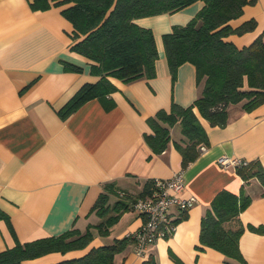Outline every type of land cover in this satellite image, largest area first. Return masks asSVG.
Masks as SVG:
<instances>
[{
    "label": "crops",
    "instance_id": "0c3cea01",
    "mask_svg": "<svg viewBox=\"0 0 264 264\" xmlns=\"http://www.w3.org/2000/svg\"><path fill=\"white\" fill-rule=\"evenodd\" d=\"M33 1L0 0V210L8 216L0 219V251L17 241L58 235L73 226L85 231L89 224H98L102 218L91 209L107 182L137 194L147 181L170 178L182 169L186 186L181 193L194 196L195 204L186 211L170 209L175 231L150 244L145 256L130 243L114 264H141L150 254L159 264H240L200 242L202 218L223 189L251 196L240 214L245 225L240 249L247 264H264V233L247 227L264 226V185L256 177L245 181L236 167L219 163L229 157L258 160L264 167V103L250 112L242 103L230 105L224 126L211 125L195 109L209 145L185 168L175 145L184 143L179 124L171 127V141L161 153L145 140L153 132L148 120L158 110H169L173 101L188 106L202 93L204 80L197 82L192 63L182 64L173 81L162 37L174 25L193 18L204 2L135 19L155 34L159 50L155 76L130 82L112 78L116 91L92 98L62 118L59 110L99 76L91 73L90 59L71 49L73 26L62 14L64 5L35 10ZM251 19L256 21L254 30L227 39L244 47L264 32V0L247 4L231 24L236 27ZM63 61L83 71L66 70ZM144 220L133 208L121 215L109 235L93 230L94 239L85 249L51 252L22 264L82 256L92 247L136 231Z\"/></svg>",
    "mask_w": 264,
    "mask_h": 264
},
{
    "label": "trees",
    "instance_id": "16d2710c",
    "mask_svg": "<svg viewBox=\"0 0 264 264\" xmlns=\"http://www.w3.org/2000/svg\"><path fill=\"white\" fill-rule=\"evenodd\" d=\"M197 0H34L32 8L46 10L53 5L63 6L62 14L71 22V49L92 61L91 73L99 76L96 82L85 83L59 110L68 117L88 100L106 96L118 87L112 78L130 82L141 77H154L159 50L153 30L139 25L135 19L175 12ZM204 6L185 24H176L163 34V44L173 81L179 67L192 63L197 82L204 80L202 93L190 105L177 102L171 108L160 109L149 118L153 132L145 140L156 153L167 149L171 141V127L181 126L184 143L175 142L185 168L209 145L206 129L199 115L213 126H224L229 121V106L242 103V108L253 111L264 103V32L247 46L238 47L227 39L232 34L242 35L254 30V19L233 26L231 20L243 14L247 4L255 0H202ZM66 70L81 72L77 64L63 61ZM197 109L199 115L195 111ZM237 173L248 181L256 177L264 185V167L250 161L236 167ZM155 189V181L145 183L140 193H130L107 182L91 212L102 220L89 224L85 231L73 226L58 234L27 242L17 241L13 247L0 251V264H22L51 252L66 253L85 249L94 239V231L107 236L121 215L134 208V203ZM153 194V193H152ZM114 199V200H112ZM251 196L223 189L211 202L202 218L200 242L224 253L228 261L247 264L240 249V237L245 230L240 214L251 203ZM0 219L8 220L0 210ZM250 230L264 233V226L249 224ZM134 243L131 234L116 238L111 243L92 247L82 256L51 264H114L117 254ZM141 264H159L150 254Z\"/></svg>",
    "mask_w": 264,
    "mask_h": 264
},
{
    "label": "built area",
    "instance_id": "2783aa9c",
    "mask_svg": "<svg viewBox=\"0 0 264 264\" xmlns=\"http://www.w3.org/2000/svg\"><path fill=\"white\" fill-rule=\"evenodd\" d=\"M219 163L223 166H241L247 161L237 158L222 157ZM154 193L148 197H141L134 203V209L144 216L143 224L132 235L135 252L145 256L147 247L166 238L176 229V224L170 216V209L177 207L182 211L191 208L196 198L182 195L186 181L184 170H179L167 179H155Z\"/></svg>",
    "mask_w": 264,
    "mask_h": 264
}]
</instances>
